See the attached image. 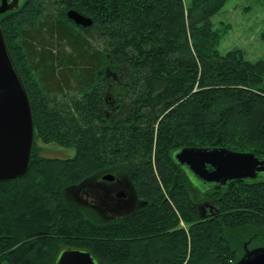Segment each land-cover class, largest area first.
<instances>
[{
	"label": "trees",
	"instance_id": "trees-1",
	"mask_svg": "<svg viewBox=\"0 0 264 264\" xmlns=\"http://www.w3.org/2000/svg\"><path fill=\"white\" fill-rule=\"evenodd\" d=\"M227 2L23 0L0 16L33 126L26 173L0 182V264H56L66 249L96 264H237L264 248V178L195 199L173 158L193 147L264 160V60L219 53L211 19ZM106 174L138 203L119 220L68 194Z\"/></svg>",
	"mask_w": 264,
	"mask_h": 264
},
{
	"label": "water",
	"instance_id": "water-1",
	"mask_svg": "<svg viewBox=\"0 0 264 264\" xmlns=\"http://www.w3.org/2000/svg\"><path fill=\"white\" fill-rule=\"evenodd\" d=\"M19 0H0V16L14 11ZM67 17L76 25L88 26L90 21L74 11ZM33 143V126L28 97L9 55L0 30V182L23 176L28 168ZM174 161L197 179L206 190L225 189L237 182H257L264 178V160L252 153L233 152L224 148H183ZM115 177L107 174L102 182L111 183ZM124 186L127 184L121 181ZM94 186V185H90ZM205 190V191H206ZM128 198L133 202L130 190ZM72 198L81 205L74 192ZM128 204V205H129ZM204 207L211 211L212 207ZM129 211V210H128ZM205 218V212L200 215ZM56 264H96L85 251L63 250ZM237 264H264V248L246 252Z\"/></svg>",
	"mask_w": 264,
	"mask_h": 264
},
{
	"label": "rangeland",
	"instance_id": "rangeland-1",
	"mask_svg": "<svg viewBox=\"0 0 264 264\" xmlns=\"http://www.w3.org/2000/svg\"><path fill=\"white\" fill-rule=\"evenodd\" d=\"M183 1L185 4H189L190 2V0ZM211 21L214 29L222 31L223 33L221 43L218 47V51L221 55L231 50L238 49L248 61L264 60V42L260 39V34L264 28V0H228L222 10L215 15ZM38 145L44 149L42 155L45 157L71 159L74 156V151L72 149H64L55 145ZM185 174L192 187L197 190V192H192V196L195 199H199V193H203L206 187L192 175L187 172H185ZM102 177L100 179L101 181L99 180L94 186H89L86 191H88L89 196L96 199V201L102 205L103 209H111L110 207L113 203L112 189L107 192L102 190L103 187L99 186L102 182ZM127 187L125 186L124 189L130 194ZM68 194L70 195V193ZM76 195L80 201L84 202V200H86L82 193L76 192ZM127 199L130 202L131 198ZM202 212L208 215L210 211L208 208L203 207ZM98 213L104 220H111L116 215V213L108 211H98Z\"/></svg>",
	"mask_w": 264,
	"mask_h": 264
},
{
	"label": "flooded vegetation",
	"instance_id": "flooded-vegetation-1",
	"mask_svg": "<svg viewBox=\"0 0 264 264\" xmlns=\"http://www.w3.org/2000/svg\"><path fill=\"white\" fill-rule=\"evenodd\" d=\"M23 4V0H19L18 2V7L15 10H18ZM107 104H115L114 102H106ZM107 113V112H105ZM101 187H103V191L107 192L109 190L112 189V200L113 203L111 204V209H107V208H102V205H100L96 199H93L91 196H89L88 191H85L84 193L82 192V194L85 196L86 200H84V205L86 207H88L90 210H92L93 212H95L97 215L100 216V214L98 213V211H105V212H112V213H116L115 217L111 220H119L121 218H123L125 215L129 214L136 205H138L134 195H133V202L132 203H128L129 200L128 198V193L125 191L124 189V185L122 184L121 181H117V179H115L113 182L111 183H105V182H101L100 185ZM128 190L132 191V188L130 186L127 187ZM219 190V189H214ZM132 200V199H131ZM131 202V201H130ZM129 205H128V204ZM113 205V206H112ZM129 210V211H128ZM102 218V217H101Z\"/></svg>",
	"mask_w": 264,
	"mask_h": 264
}]
</instances>
